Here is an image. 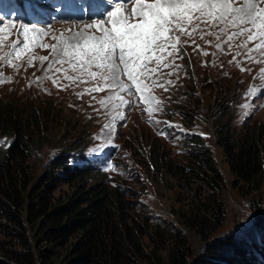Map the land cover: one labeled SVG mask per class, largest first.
Wrapping results in <instances>:
<instances>
[{"label": "rangeland", "instance_id": "obj_1", "mask_svg": "<svg viewBox=\"0 0 264 264\" xmlns=\"http://www.w3.org/2000/svg\"><path fill=\"white\" fill-rule=\"evenodd\" d=\"M17 2L22 8V16L21 13L7 15L0 12V20L13 29L9 44L16 39L15 32L22 23L40 27L51 25V32L59 35L69 28H82L93 20L70 23L71 19L91 18L106 10L103 0H90L88 5L83 0ZM62 5H65L63 9ZM133 6L134 0L128 8ZM8 21L13 24L7 25ZM181 39L189 41L184 45L187 55L175 61L181 67L163 68V75L157 73V83L164 84L167 91L149 84V91L161 104V110L155 111L156 101L150 102L148 107L153 109L151 114L134 96L107 89L88 93L85 90L92 88L94 82H70L64 79L63 72L55 71L61 67L59 64L48 69L49 62L53 60L51 49L41 48L27 51L22 61L13 59V63L22 64L18 72L0 61V73L4 74L5 79L12 78L11 82L0 83V102L7 110L15 108L27 117L30 131L37 138L36 144H41L29 158L35 176L49 158L64 151L73 155L72 164L74 159L80 162V157H84L87 168L93 171L85 181L102 182L108 187L116 184L124 186L128 192L126 198L134 203L133 211H147L151 223L181 229L186 236L191 264L213 240L227 234L243 236L257 229L261 225L256 222L258 217L264 223V177L260 178L258 184L238 179L217 142L215 129L217 122H224L230 124L229 130L235 135L250 129L256 131L261 137L264 156V75H259L264 63L256 64L243 59L245 50L236 47L243 37L231 42L233 48L230 53L227 44L223 45V52L216 49L218 41L214 36L200 39L197 35L191 39ZM192 39H195L194 44ZM221 39H226V36ZM206 41L212 43L207 44ZM46 42L55 43L50 37L46 38ZM252 46V43L248 45ZM201 50L209 54L204 55ZM9 51L10 48L5 47L0 55H6ZM237 51L242 55L229 64ZM29 56H48L49 61L42 65L35 60L34 66L28 67ZM241 68L245 71H241ZM169 72L174 74L169 76ZM69 75H72L71 71ZM36 77L41 79L36 80ZM53 78L60 85L68 86L57 87ZM167 80L173 83H165ZM78 93L84 94L81 96ZM116 93L123 95L125 100H136V103H121ZM108 96L116 98L101 105L100 101ZM155 121H169L178 127H166ZM162 131L166 134L161 135ZM194 137L206 147L220 174L216 194L220 198L223 218L215 231L205 239L184 227L180 216L187 208L192 192L199 191L204 196L210 192L205 187L207 184L187 182L185 175L178 178L166 170L169 160L179 165L192 161L193 148L189 143ZM9 142L11 137L0 130V144L7 145ZM81 163L86 166L84 162ZM189 176L192 178V173ZM74 186L75 182L67 184L61 181L55 191L63 194ZM142 240L147 241V249L153 248L155 242L146 236Z\"/></svg>", "mask_w": 264, "mask_h": 264}, {"label": "trees", "instance_id": "obj_2", "mask_svg": "<svg viewBox=\"0 0 264 264\" xmlns=\"http://www.w3.org/2000/svg\"><path fill=\"white\" fill-rule=\"evenodd\" d=\"M229 126L217 122L215 129L231 171L258 184L264 177L261 137L251 129L235 135ZM0 130L11 137L7 145L0 144V264H189L182 230L151 223L147 211H133L124 186L85 181L93 171L84 157L72 164L73 155L64 151L49 158L35 176L29 158L41 144H36L27 117L1 102ZM189 144L192 161L179 165L169 160L166 170L178 178L185 175L187 182L207 184L210 192H192L180 216L184 227L205 239L223 218L216 194L220 174L200 139ZM61 181L75 186L57 194ZM260 218L256 222L261 225L243 236L213 240L191 264H264ZM143 236L155 242L153 248H146Z\"/></svg>", "mask_w": 264, "mask_h": 264}, {"label": "snow or ice", "instance_id": "obj_3", "mask_svg": "<svg viewBox=\"0 0 264 264\" xmlns=\"http://www.w3.org/2000/svg\"><path fill=\"white\" fill-rule=\"evenodd\" d=\"M103 3L106 10L100 18H94L76 30L69 28L59 35L51 32V25L40 27L22 23L11 44L9 40L13 36V29L0 20V51L5 47L10 48L6 55H0V61L18 72L22 64L13 63V59L22 61L25 53L35 48L51 49L53 60L49 62L48 69L59 64L61 67L55 71L63 72L64 79L70 82H94L92 88L85 90L88 93L107 89L134 96L150 114L153 109L148 105L156 98L149 91V84L164 88V84L157 83V73L163 75V68L181 67L175 61L187 55L184 45L189 42L182 40V37L191 39L198 35L204 39L205 36H214L218 41L216 49L223 52V45L227 44L228 53L233 48L231 42L243 37L242 42L236 45L245 50L243 59L256 64L264 63V59H261L264 58V0H134L131 9L128 5L133 4V0H103ZM12 24V21L7 22V25ZM224 36L226 39L222 40ZM49 37L55 43H47L46 38ZM191 42L194 44L195 39ZM206 43L211 44L212 41ZM250 43L252 47H248ZM201 51L204 55L209 54ZM241 55L237 51L229 64ZM35 60L43 65L49 61V57L29 56L28 67H33ZM240 70L245 71L244 68ZM69 71L72 75H69ZM173 74L167 73L169 76ZM259 75H264V68L260 69ZM40 79L36 77V80ZM11 80V77L5 79L4 74L0 73V83ZM53 83L57 87L68 86L60 85L55 78ZM165 83L172 84L173 81L167 80ZM164 90L167 91V88ZM116 97L121 103H136V100H125L118 93ZM116 97L108 96L100 103L106 105ZM154 110H161L159 101H156ZM155 122L163 123L166 127H178L169 121Z\"/></svg>", "mask_w": 264, "mask_h": 264}, {"label": "bare ground", "instance_id": "obj_4", "mask_svg": "<svg viewBox=\"0 0 264 264\" xmlns=\"http://www.w3.org/2000/svg\"><path fill=\"white\" fill-rule=\"evenodd\" d=\"M37 6V5H36ZM24 7V6H23ZM37 11V10H36ZM42 11V10H41ZM38 14V13H37ZM97 18H100V17H97ZM92 19H94V18H92ZM83 20H91V19H83ZM72 21H82V20H72Z\"/></svg>", "mask_w": 264, "mask_h": 264}]
</instances>
